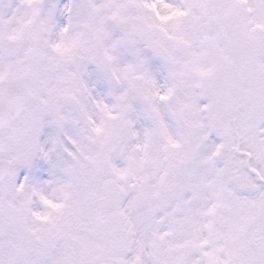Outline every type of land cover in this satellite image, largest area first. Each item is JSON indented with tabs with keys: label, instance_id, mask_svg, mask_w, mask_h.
Instances as JSON below:
<instances>
[{
	"label": "snow or ice",
	"instance_id": "6c2138e0",
	"mask_svg": "<svg viewBox=\"0 0 264 264\" xmlns=\"http://www.w3.org/2000/svg\"><path fill=\"white\" fill-rule=\"evenodd\" d=\"M0 264H264V0H0Z\"/></svg>",
	"mask_w": 264,
	"mask_h": 264
}]
</instances>
